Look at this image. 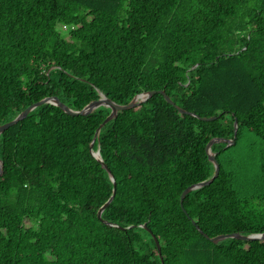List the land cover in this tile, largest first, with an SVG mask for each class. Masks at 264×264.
<instances>
[{
  "label": "trees",
  "instance_id": "16d2710c",
  "mask_svg": "<svg viewBox=\"0 0 264 264\" xmlns=\"http://www.w3.org/2000/svg\"><path fill=\"white\" fill-rule=\"evenodd\" d=\"M149 91L1 132L0 264H264V0H0V125Z\"/></svg>",
  "mask_w": 264,
  "mask_h": 264
},
{
  "label": "water",
  "instance_id": "95a60500",
  "mask_svg": "<svg viewBox=\"0 0 264 264\" xmlns=\"http://www.w3.org/2000/svg\"><path fill=\"white\" fill-rule=\"evenodd\" d=\"M160 94H162L165 99L169 102V104H171L172 106H175L180 112L182 113H187V114H191L193 116H195V114L193 113H189V112H186L185 110L177 107L173 101H171V99L169 98L168 95H166L164 93V91H158ZM154 93V91H149V92H144V93H141V95H136L133 100L127 104V105H120V104H117L113 101H111L110 99L106 98L103 94L100 93V98L91 103L89 106H87L84 110H72L71 108L67 107L66 105H64L63 103H61L59 101L58 98L56 97H51V98H47V99H44V100H41L39 102H36L34 104H31L30 106H28L25 110H23L18 116H16L13 120L11 121H8L6 123H3L0 125V134L1 132H3L4 130H6L7 128L11 127L12 125H14L15 123H17L18 121L24 119L28 114L29 112H31L33 109H35L36 107L42 105V104H46V103H50V104H53L59 108H62L63 110H65L66 112L70 113V114H73V115H78V114H81V115H87L91 112H93L96 108L100 107V106H104V107H108L110 109V113L109 115L103 120V123L102 124H105L107 123L109 120L113 119L117 113L119 111H122V110H126V109H130V108H133L136 104L140 103V102H144L146 101L152 94ZM202 120H212V119H215V117H209V118H206V117H198ZM237 125V122L235 121L234 123V138H235V131H236V126ZM100 126L97 128L96 130V136L100 130ZM96 137H94L90 143V150L92 149V145H93V142L95 140ZM218 141H223L225 142L227 145L229 144H233L234 143V139H224V140H221V139H212L206 146V153H207V156H208V159L209 161L213 164L214 166V173L212 175V177L206 181H203V182H200V183H196V184H193V185H190L188 186L187 188H185L182 192H181V195H180V206L182 207V202H183V198L184 196L191 190H194V189H198V188H201L203 187L204 185H207L209 184L210 182H212V180L217 176L218 172H219V166L218 164L215 162L214 160V157H213V154L210 152V146L214 143V142H218ZM92 152V151H91ZM92 155L99 161L102 163V160L100 158V154H99V150L97 149L95 152H92ZM103 168L106 169L109 173V170L107 169V167L102 164ZM2 174V163L0 161V175ZM109 178L110 180L112 181L113 183V193L112 195L110 196V198L103 204V206L98 210V218H101V214L103 212V210L106 208V206L112 201L113 197H114V193H115V180L113 178V175L109 173ZM150 231V230H149ZM207 239H209L212 243H218L219 241H222V240H225L227 238H230V237H234V238H240V239H247V240H254V239H260V238H264V233H255V234H249V235H243V234H240V233H229V234H223V235H218L216 237H213V238H209L208 236L204 235ZM154 241L156 243V246L157 248L159 249V243L157 241V239L154 237Z\"/></svg>",
  "mask_w": 264,
  "mask_h": 264
},
{
  "label": "rangeland",
  "instance_id": "374dc122",
  "mask_svg": "<svg viewBox=\"0 0 264 264\" xmlns=\"http://www.w3.org/2000/svg\"><path fill=\"white\" fill-rule=\"evenodd\" d=\"M25 225H26V226H30V222L27 221V220H25Z\"/></svg>",
  "mask_w": 264,
  "mask_h": 264
},
{
  "label": "built area",
  "instance_id": "2783aa9c",
  "mask_svg": "<svg viewBox=\"0 0 264 264\" xmlns=\"http://www.w3.org/2000/svg\"><path fill=\"white\" fill-rule=\"evenodd\" d=\"M62 29H63V30H66V26H63Z\"/></svg>",
  "mask_w": 264,
  "mask_h": 264
}]
</instances>
